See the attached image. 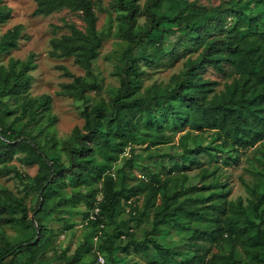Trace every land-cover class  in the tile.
Instances as JSON below:
<instances>
[{"label": "trees", "instance_id": "1", "mask_svg": "<svg viewBox=\"0 0 264 264\" xmlns=\"http://www.w3.org/2000/svg\"><path fill=\"white\" fill-rule=\"evenodd\" d=\"M118 1L124 14L123 31L127 47L123 56L127 66L112 99L106 101L103 98L91 104L88 92L101 84L95 63L104 35L98 28L96 8L103 4V0H36L35 13L38 15L70 8L80 11L86 22L85 29L74 22L67 23L69 32L51 39L54 56L73 57L86 69L85 74L75 75L61 66L67 75L74 77L73 81L63 84V92L87 101L82 111L84 125L77 126L69 140L61 141L55 134H46L44 128L36 132V127L41 124L36 110L31 111L23 128H15L14 124L6 121V116L15 111L7 99L18 101L20 90L31 84V64L13 57L8 65H0V175L13 176L40 192L32 217V209L25 197L6 187L0 190V264H8L10 257L14 264L25 254L36 256L37 251L45 246L49 231L41 214L56 213L60 205L76 204L82 199L88 203L85 225L92 228L93 238L81 243L72 256L63 252L60 258L65 260V264H85L86 255L92 251L97 255L103 253L105 258L112 260L117 248L116 235L107 227L125 210L123 201L131 207L130 221H140L151 209L154 212L153 227L147 231L145 238L138 240L133 232L128 231V245L147 253L155 251L152 264H165L167 258L171 261L175 258L172 250L154 236L161 224L191 225L194 217L202 215V204L188 205V200H203L211 203L210 207L215 210V199L221 198L224 204L229 203L232 214L223 216L227 211L224 205L221 212H215V225L204 231L196 230L193 236L196 242L192 246L196 256L189 261L191 264H264V183L260 184V188L258 183L251 188L255 199L249 197L248 204L244 205L242 198L228 200L230 189L214 190L211 194L206 193L210 188L206 185L178 189V183L187 181L189 175L184 170L178 173L180 169L176 165L168 167L169 174L165 178L153 166H147L150 178L146 180L138 178L133 172L134 155L126 163L121 161L129 148L134 153L148 139L151 145L164 143L168 135L163 127L172 118L178 125L188 127L177 146L182 149L179 156L185 160L183 163L199 162L201 153L213 156L232 152L224 156L225 162L231 163L241 150L255 147L264 140V0H238L233 3L230 11L236 15L235 26L205 40L203 50L197 56L187 58L170 88L165 93L150 95H139L143 74L140 60L144 58L148 63L155 64L160 62L168 54L163 46L167 34L192 31L203 36L213 27H218L223 11L209 9L196 1L149 0L145 9L149 17L147 25L135 33L140 5L137 0ZM165 1H176L182 6L180 12L172 17L162 10ZM11 12L8 5L0 4V23L7 21ZM165 23L178 25L166 28ZM22 31L21 23L9 28L0 37V51L17 48ZM227 64L233 67L236 74L219 91L217 86L220 81L205 77L202 71L210 65L219 74H224ZM51 100L52 97L46 95L42 106L50 109ZM24 116L22 113L17 119ZM205 130H214L215 139L209 144H203L200 134ZM18 150L26 151L24 156L19 157L24 164H40L36 176L31 177L10 163ZM259 158L264 161V154H259ZM143 178H146L145 174ZM98 181L102 183L100 198L94 189V183ZM70 182L80 189L71 195H62L57 203L50 204L51 192H59L58 185ZM194 188L199 191L198 196L182 199ZM142 195L143 208L139 204ZM251 208L260 216L259 223L248 214ZM183 216L189 219L188 223L182 220ZM10 222L19 224L30 236L13 241L5 228V224ZM252 226H257L255 236L249 233ZM121 234L119 232V236ZM201 237L205 241L225 239L233 247L228 254L209 256L212 248L197 242ZM238 243L243 245V258L238 257Z\"/></svg>", "mask_w": 264, "mask_h": 264}, {"label": "rangeland", "instance_id": "2", "mask_svg": "<svg viewBox=\"0 0 264 264\" xmlns=\"http://www.w3.org/2000/svg\"><path fill=\"white\" fill-rule=\"evenodd\" d=\"M196 1L199 5L209 9L219 8L222 12V19L218 27L201 36L197 32L188 31L177 34H167L164 39V48L168 53L162 57L158 63H148L146 59L140 60L141 69L143 70L142 81L139 87V95H150L155 92L165 93L170 84L174 81L176 75L184 67V62L190 56H197L202 50L205 40L212 38L215 35L224 33L227 29L235 26L237 18L230 8L233 3L238 0H189ZM149 0H137L141 7L140 13L137 15V23L135 33L143 30L149 20L146 13V5ZM246 2H249L246 0ZM1 5H8L11 9V15L7 21L0 23V37L14 25L23 24L22 35L19 40V46L8 51H0V65H8L11 58H19L27 60L31 64L29 74L31 75V84L28 88L20 90V99L13 101L7 99L8 104L14 108V112L6 116L8 123L14 124L15 128H23L25 123L30 118L31 111L36 110V117L41 121L37 126L36 132L40 128L45 129L46 134H55L61 141L69 140L74 129L77 126L84 125V117L82 111L87 104V101L76 99L63 92V84L74 80L73 76L65 73L61 66H65L75 75H83L86 69L77 64L73 57H58L51 53V39L54 36H60L63 33L69 32L67 23L74 22L81 29H85L86 22L83 20L80 11H74L70 8H64L60 11L49 15H38L35 13L37 8L36 0H0ZM118 0H103V4L97 6L98 13V28L104 35V40L100 49L95 69L100 78V86L89 91L88 102L95 104L101 99L110 101L116 94L117 86L121 84L124 69L127 66L123 53L127 47L125 34L123 31L124 23L121 9L119 8ZM249 5V3H247ZM182 6L176 1H165L161 9L167 11L172 17L176 16ZM250 10V8L248 9ZM177 23H165L164 26L177 27ZM140 52V48L138 49ZM227 72L219 74L217 70L208 66L202 72L205 77H210L214 80H219L220 84L217 89H224L225 84L231 81L236 74L233 67L226 65ZM52 97L50 109H45L42 102L45 96ZM22 113L25 116L17 119ZM188 127L178 125L172 118L168 119L163 127V131L168 135L164 143L151 145L148 139L144 144L137 147L136 152H132L129 148L122 158V162L134 155L135 164L133 165L134 174L141 179H149L150 176L146 171L147 166H153L155 170L160 171L165 178L168 176L169 166L176 165L179 167L177 172L181 173L184 170L189 175V179L180 182L177 185L178 189H185L193 185L210 186L206 193L211 194L214 190L230 189L228 200L238 201L243 199L244 205L248 204L249 197L254 198L252 187L256 184L264 183V161L259 158V154H264V140L259 142L255 147H250L247 150H241L237 158L231 163H226L225 155H230L232 152L220 153L210 156L208 153L199 155V162H185L179 155L182 154V149L178 148L182 134L187 131ZM214 130L201 131L203 136V144H209L215 139ZM26 151L18 150L15 158L10 162L18 166L23 172L31 177L36 176L40 171V164L35 162L32 164H24L19 157L24 156ZM65 155V153H63ZM237 155V153H235ZM129 168V166H128ZM184 168V169H183ZM143 174L146 178H143ZM102 186L101 181L94 183V189L97 191V197H101L99 192ZM9 188L17 195L25 197L28 205L32 209L31 215H35L34 208L38 205L40 192L37 189L28 186L25 182L16 179L13 176L0 175V190ZM59 192L53 191L49 197L50 204H55L62 195L72 194L80 188L74 184H60L57 186ZM199 191L194 188L182 197H196ZM217 196H215L216 198ZM255 199V198H254ZM216 209L210 207L211 203L203 200L194 199L188 200L187 204L200 203L202 204V215L194 217L191 225H182L178 223L161 224L159 231L154 235L158 242L165 247L170 248L173 252L174 261L170 258L166 259L165 264H191L189 260H193L196 256L193 246L194 234L197 229L206 230L210 226L215 225L217 215L215 212H221L225 207L227 211L223 216L232 214V208L229 203L224 204L223 199H215ZM144 195L141 196L139 204L143 208ZM123 210L117 216L114 223H110L107 229L115 232L116 235V250L112 260L107 259L105 264H152L155 256V251L147 253L145 250H136L134 245H128L130 236L128 231L134 233V237L142 240L153 227V210L148 213L138 222L130 221V205L123 201ZM58 212L48 214L42 213L41 216L49 228L45 237V246L37 251L36 256L25 254L20 260L14 264H65V260L60 258L63 252L67 256H72L77 247L85 240L93 238L92 228L85 225L86 211L88 203L86 199L72 204L65 203L57 208ZM257 223L261 221L260 216L251 208L248 213ZM15 216H18L14 214ZM183 221L189 222L185 216ZM8 235L13 241L17 238H25L30 235L19 224L10 222L5 224ZM119 232L122 234L119 236ZM257 226H252L249 233L255 236ZM200 244L211 246L213 254L220 253L228 254L233 244L228 240H208L205 241L202 237L197 239ZM203 249L202 251H204ZM236 250L239 258L245 257L243 245L238 243ZM219 251V252H218ZM103 254V253H102ZM104 255V254H103ZM193 262V261H192ZM12 264V257L7 261ZM85 264H102L100 255L94 251L85 257Z\"/></svg>", "mask_w": 264, "mask_h": 264}, {"label": "built area", "instance_id": "3", "mask_svg": "<svg viewBox=\"0 0 264 264\" xmlns=\"http://www.w3.org/2000/svg\"><path fill=\"white\" fill-rule=\"evenodd\" d=\"M98 209L99 208H97L96 212L98 211ZM100 259H101V263L102 264H105L106 263V258L102 254H100Z\"/></svg>", "mask_w": 264, "mask_h": 264}, {"label": "water", "instance_id": "4", "mask_svg": "<svg viewBox=\"0 0 264 264\" xmlns=\"http://www.w3.org/2000/svg\"><path fill=\"white\" fill-rule=\"evenodd\" d=\"M34 216V215H33Z\"/></svg>", "mask_w": 264, "mask_h": 264}]
</instances>
